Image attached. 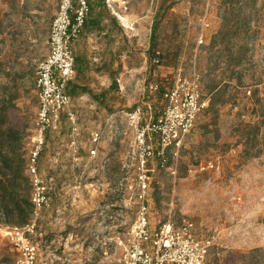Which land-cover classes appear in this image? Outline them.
<instances>
[{
	"label": "rangeland",
	"instance_id": "obj_1",
	"mask_svg": "<svg viewBox=\"0 0 264 264\" xmlns=\"http://www.w3.org/2000/svg\"><path fill=\"white\" fill-rule=\"evenodd\" d=\"M89 2L75 51L79 67L76 62L69 84L71 102L46 131L39 155L49 201L25 235L36 248L30 253L17 246L2 226L0 264H122L138 207L139 171L134 133L122 112L140 106L148 118L158 116L163 91L179 77L196 79L208 105L180 147L167 151V165L158 166V158L150 165L151 227L169 218L176 224L191 220L197 237L211 241L204 264H264V145L259 156L248 157L247 138L256 129L244 130L245 121L259 118L264 103V0ZM58 4L0 0V83L15 97L7 113L24 132L27 169L38 134L36 71L49 52ZM233 9L248 15L242 23L247 33L231 31L220 51L215 36L223 14ZM213 40L216 45L206 49ZM238 78L246 87L227 88V103L208 110L206 84ZM156 83L157 91L151 89ZM69 112L76 118L75 132ZM94 130L102 131L97 144ZM249 145L259 146L256 140Z\"/></svg>",
	"mask_w": 264,
	"mask_h": 264
},
{
	"label": "built area",
	"instance_id": "obj_2",
	"mask_svg": "<svg viewBox=\"0 0 264 264\" xmlns=\"http://www.w3.org/2000/svg\"><path fill=\"white\" fill-rule=\"evenodd\" d=\"M90 10L89 0H59L49 33V52L36 71L38 134L27 169L32 184L33 216L25 226H7L15 244L25 247L30 253L34 252L36 245L30 243L25 235L34 230L40 211L49 201L47 185L39 172V155L45 144L46 131L57 123L71 102L68 86L76 74L73 43L82 34ZM199 43H203L202 37ZM151 89L157 91L159 85L156 83ZM162 98L163 110L156 117L148 118L140 106L122 112L134 133L139 171L138 191L135 195L138 207L135 220L126 233L128 241L124 244L121 263L204 264L211 241H203L197 237L195 224L191 220L183 219L176 224L169 218L152 228L148 191L153 170L151 163L158 158V166L167 165V151L180 147L193 130L198 115L208 105V100L203 98L196 79L182 77L177 79L174 86L163 91ZM68 115L75 132L76 118L73 113L69 112ZM101 138L102 131H92L93 143H99ZM90 153L94 155L96 149H92Z\"/></svg>",
	"mask_w": 264,
	"mask_h": 264
},
{
	"label": "trees",
	"instance_id": "obj_3",
	"mask_svg": "<svg viewBox=\"0 0 264 264\" xmlns=\"http://www.w3.org/2000/svg\"><path fill=\"white\" fill-rule=\"evenodd\" d=\"M233 3L234 0H230ZM223 22L220 30L217 32L215 39L220 42L219 50L224 51L229 43V34L231 31L237 32L242 31L243 21L248 19V15L242 16L241 9L237 12V9L227 12L222 16ZM232 22H234L232 24ZM153 27L155 25L153 24ZM235 27V28H233ZM247 33V30H243ZM243 33V32H241ZM214 41L206 47L210 49L216 45ZM156 45V35L154 29L151 34V46L153 49ZM77 64L80 59H76ZM237 65L233 66L232 71L236 69ZM2 64L0 63V73L2 72ZM70 84V83H69ZM207 90L210 94L208 110L214 109L217 105H225L227 100L224 99V92L227 88L232 87L234 91L241 92V87H246L241 78H238L236 82L223 83L222 81L208 82L206 84ZM73 93L76 92L78 86H73ZM83 92H88L87 88H81ZM259 88L254 90L256 96ZM6 84L0 83V227H21L25 226L30 222L33 216V206L31 202V180L30 176L27 175V160L25 157V146H24V132L21 129L14 127L8 118V110L12 107L15 97L7 94ZM68 92L70 94L69 86ZM71 95V94H70ZM257 103H260V98H257ZM261 113L259 118L255 121H245L246 129H256L254 137L250 138V134L247 138L246 143V155L248 157H256L261 154L264 145V103H260ZM251 140H256L258 148L254 150L252 145H249ZM249 145V146H248ZM31 185V186H30ZM31 193V194H30Z\"/></svg>",
	"mask_w": 264,
	"mask_h": 264
},
{
	"label": "crops",
	"instance_id": "obj_4",
	"mask_svg": "<svg viewBox=\"0 0 264 264\" xmlns=\"http://www.w3.org/2000/svg\"><path fill=\"white\" fill-rule=\"evenodd\" d=\"M91 11V10H90ZM89 15V14H88ZM88 17V16H87ZM87 20V19H86ZM85 25H86V22H85ZM85 27V26H84ZM126 29H130L132 31V26H125ZM83 31H84V28H83ZM82 31V33H83ZM82 35V34H81ZM81 37V36H80ZM80 37L73 43V50H74V54H75V51H77L78 49V43L80 42ZM79 55H77V53L75 54V58L76 59H80V57H78ZM78 67H79V63H78ZM75 68H76V63H75ZM40 172V171H39Z\"/></svg>",
	"mask_w": 264,
	"mask_h": 264
},
{
	"label": "bare ground",
	"instance_id": "obj_5",
	"mask_svg": "<svg viewBox=\"0 0 264 264\" xmlns=\"http://www.w3.org/2000/svg\"><path fill=\"white\" fill-rule=\"evenodd\" d=\"M122 19H123V20H125V18H124V17H122Z\"/></svg>",
	"mask_w": 264,
	"mask_h": 264
}]
</instances>
